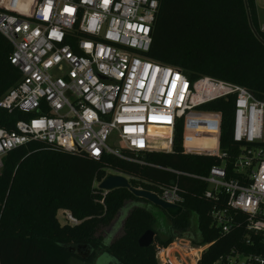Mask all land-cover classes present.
Returning <instances> with one entry per match:
<instances>
[{
    "label": "built area",
    "instance_id": "built-area-1",
    "mask_svg": "<svg viewBox=\"0 0 264 264\" xmlns=\"http://www.w3.org/2000/svg\"><path fill=\"white\" fill-rule=\"evenodd\" d=\"M157 12V0H35L32 6L0 0V35L12 48L8 62L20 73L0 108L30 115L13 131L0 128V170L9 151L30 142L93 160L169 153L179 122L183 153L227 158L219 148L222 114L201 107L232 97L231 139L243 145L232 163L237 177H227L223 164L192 178L206 184V200L226 201L225 209L210 213L213 227L226 235L235 226L232 213L244 214V242L250 243L249 233L260 235L264 248V99L212 77L191 82L180 70L148 59ZM259 30L264 32V19ZM205 121L212 127L197 123ZM151 129H165V138ZM148 192L182 207L177 184ZM62 214L66 224H79L68 211ZM211 245L176 238L156 247L155 259L198 264ZM211 264H264V249L259 254L232 249Z\"/></svg>",
    "mask_w": 264,
    "mask_h": 264
},
{
    "label": "trees",
    "instance_id": "trees-1",
    "mask_svg": "<svg viewBox=\"0 0 264 264\" xmlns=\"http://www.w3.org/2000/svg\"><path fill=\"white\" fill-rule=\"evenodd\" d=\"M157 1L148 59L180 70L191 82L212 77L244 87L255 98L264 99V32L259 30L256 0ZM11 51L0 35V99L20 80V73L8 62ZM201 108L222 114L219 148L227 151V158L183 153L182 122L176 124L171 152L129 154L130 161L110 155L93 160L40 142L9 151L1 160L0 170V264L88 263L101 254L118 264H157L156 247H166L182 237L193 216L197 233L191 240L197 245L212 243L198 264H211L232 249L261 253L262 236L249 233L250 243L244 242L248 235L244 214L231 212L235 226L226 235L213 227L210 213L225 209L226 201L223 198L216 205L206 200V184L192 178L206 176L212 167L223 164L227 177L236 178L232 163L243 146L231 139L232 97ZM29 117L0 108V128L13 131L17 121ZM212 125L210 122L209 128ZM109 170L127 177L136 189L154 191L171 184L179 186L183 191V213L174 219L163 213L169 220L166 229L159 228L165 239L155 237L157 218L140 206L128 211L122 233L113 239L112 225L118 212L126 202L140 199L127 189L106 194L100 191L96 184L108 176ZM61 210L68 211L79 224H60L57 212ZM103 227L109 228L105 236L100 234ZM149 230L154 232L153 243L140 248L138 239ZM78 248L81 253H90L87 259L77 254Z\"/></svg>",
    "mask_w": 264,
    "mask_h": 264
},
{
    "label": "rangeland",
    "instance_id": "rangeland-1",
    "mask_svg": "<svg viewBox=\"0 0 264 264\" xmlns=\"http://www.w3.org/2000/svg\"><path fill=\"white\" fill-rule=\"evenodd\" d=\"M35 0H30L29 5L32 6L34 4ZM257 3V8H258V14L259 17L261 19V21H263V17H264V0H256ZM262 23V22H260ZM259 23V24H260ZM226 82V81H225ZM198 124L200 126H207L209 128L210 126V122L209 121H205V122H198ZM152 131H154L155 133H157L158 135L161 134L164 138L166 135L165 129H153ZM108 146L112 147V142L109 141L108 142ZM108 175H119L116 174L112 171H107ZM122 176V175H121ZM125 177V176H124ZM127 178V177H125ZM128 179V178H127ZM96 186H98V184H96ZM134 206H140L146 209H149L151 211V213H153L156 218H157V233L155 234V237H158L159 239L163 240L166 237L164 236V233L161 232L163 229H166L169 226V220L166 216H164L163 212L157 208L156 206L152 205L151 203L145 201V200H133V201H129L126 202L123 206V208L118 212L117 217H116V223L117 221H121L119 225V227L115 230V232L113 233V239L118 237L121 233H122V223L124 218L126 217L128 211L134 207ZM62 210L57 212V218L60 224H65L64 222V216L62 214ZM113 227V225H112ZM160 228V230H159ZM109 228L105 229V227L102 228L100 234L105 236V232L108 231ZM159 230V231H158ZM197 233V227H196V218L193 216L191 217V222H190V227L188 229L187 232H185V234L182 237L179 238H191L194 237ZM111 258L105 256V254L101 255L99 257V259L96 262V259L94 258L93 260H91L88 263H84V262H79V261H73L72 264H110V260Z\"/></svg>",
    "mask_w": 264,
    "mask_h": 264
},
{
    "label": "water",
    "instance_id": "water-1",
    "mask_svg": "<svg viewBox=\"0 0 264 264\" xmlns=\"http://www.w3.org/2000/svg\"><path fill=\"white\" fill-rule=\"evenodd\" d=\"M97 188L102 192H110L117 189H127L136 199L145 200L152 205L159 208L163 213H165L168 217L174 219L180 216L183 213V208L180 206H174L167 204L161 200H159L154 194L146 191L133 188L129 180L121 175H108L106 176L97 186ZM154 240V232L149 230L146 231L139 239L138 246L140 248L149 247ZM77 254L81 255L79 248L77 249ZM90 253L84 252L83 258L87 259ZM110 264H118L114 259H109Z\"/></svg>",
    "mask_w": 264,
    "mask_h": 264
},
{
    "label": "crops",
    "instance_id": "crops-1",
    "mask_svg": "<svg viewBox=\"0 0 264 264\" xmlns=\"http://www.w3.org/2000/svg\"><path fill=\"white\" fill-rule=\"evenodd\" d=\"M255 4H256V12H257V17H258V22L260 23V22H263V21H261V19H260V17H259V14H258V8H257V3H256V1H255ZM263 19H264V17H263ZM117 224V225H116ZM114 226H113V229L114 230H116L118 227H119V225L118 224H120V223H116Z\"/></svg>",
    "mask_w": 264,
    "mask_h": 264
},
{
    "label": "flooded vegetation",
    "instance_id": "flooded-vegetation-1",
    "mask_svg": "<svg viewBox=\"0 0 264 264\" xmlns=\"http://www.w3.org/2000/svg\"><path fill=\"white\" fill-rule=\"evenodd\" d=\"M81 255L83 256V253H81ZM101 255H103V254H101ZM101 255H98L95 259H96V262H97V260L99 259V257L101 256Z\"/></svg>",
    "mask_w": 264,
    "mask_h": 264
},
{
    "label": "snow or ice",
    "instance_id": "snow-or-ice-1",
    "mask_svg": "<svg viewBox=\"0 0 264 264\" xmlns=\"http://www.w3.org/2000/svg\"><path fill=\"white\" fill-rule=\"evenodd\" d=\"M107 2H108V0H105V3H107ZM68 11L71 12L72 10L71 9H68Z\"/></svg>",
    "mask_w": 264,
    "mask_h": 264
},
{
    "label": "bare ground",
    "instance_id": "bare-ground-1",
    "mask_svg": "<svg viewBox=\"0 0 264 264\" xmlns=\"http://www.w3.org/2000/svg\"><path fill=\"white\" fill-rule=\"evenodd\" d=\"M198 116H196L195 118H197ZM198 119V118H197ZM198 123V122H197ZM151 130H153V129H151ZM164 149H166V148H164Z\"/></svg>",
    "mask_w": 264,
    "mask_h": 264
}]
</instances>
